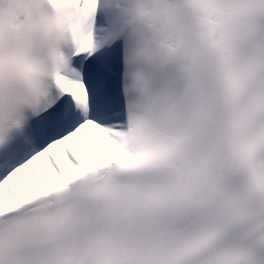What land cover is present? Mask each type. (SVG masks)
Wrapping results in <instances>:
<instances>
[{"label":"snow or ice","instance_id":"obj_1","mask_svg":"<svg viewBox=\"0 0 264 264\" xmlns=\"http://www.w3.org/2000/svg\"><path fill=\"white\" fill-rule=\"evenodd\" d=\"M0 264H264V0L0 8Z\"/></svg>","mask_w":264,"mask_h":264},{"label":"clouds","instance_id":"obj_2","mask_svg":"<svg viewBox=\"0 0 264 264\" xmlns=\"http://www.w3.org/2000/svg\"><path fill=\"white\" fill-rule=\"evenodd\" d=\"M9 0H0V8L6 9L8 6Z\"/></svg>","mask_w":264,"mask_h":264}]
</instances>
